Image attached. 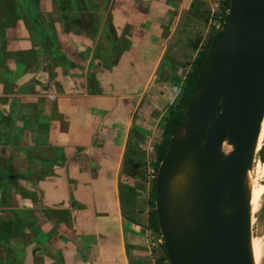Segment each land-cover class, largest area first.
Wrapping results in <instances>:
<instances>
[{"label": "crops", "instance_id": "crops-1", "mask_svg": "<svg viewBox=\"0 0 264 264\" xmlns=\"http://www.w3.org/2000/svg\"><path fill=\"white\" fill-rule=\"evenodd\" d=\"M193 1L0 0V264L148 251L149 198L124 191V166L134 135L149 144L180 101L182 84L164 96L157 81L182 70L169 54Z\"/></svg>", "mask_w": 264, "mask_h": 264}, {"label": "water", "instance_id": "water-1", "mask_svg": "<svg viewBox=\"0 0 264 264\" xmlns=\"http://www.w3.org/2000/svg\"><path fill=\"white\" fill-rule=\"evenodd\" d=\"M226 8L157 173L169 264H255L248 185L264 124V0Z\"/></svg>", "mask_w": 264, "mask_h": 264}, {"label": "rangeland", "instance_id": "rangeland-1", "mask_svg": "<svg viewBox=\"0 0 264 264\" xmlns=\"http://www.w3.org/2000/svg\"><path fill=\"white\" fill-rule=\"evenodd\" d=\"M193 2L191 8L183 12L182 19L180 18L177 22L175 37L171 45L173 53L169 54L182 70L172 68H162L160 70L157 81L159 83L158 92H161L164 96L169 95L171 92L174 93L170 89V85L174 80L178 82L179 86L180 84L183 87L185 86L186 79L183 82L181 78L185 77L188 71L189 66L186 65L193 64L206 47L208 46L209 48L210 44L208 43L210 38L213 35L215 36L222 28L223 9L227 6L225 0H194ZM227 12H225L226 15ZM190 71H192V66ZM180 72L181 74H179ZM182 86L179 88H182L183 92ZM182 92L179 93L178 99L181 98ZM165 103L166 101H164ZM165 127L166 121H164L162 133L156 134L153 141L147 140L148 142L150 141L149 144L146 143V139L140 141L143 138V135L140 133L134 135L132 139L134 154L130 159L128 158L129 162L124 166L122 187L128 195H137L135 199L139 203L148 200L150 195L153 200V186L157 177V166L159 163L158 146L159 143L163 142ZM263 146L264 124L258 144V155L254 165V172L253 174L250 173L249 184L252 208V241H255L258 246L260 256L258 264H264V162L261 161L259 156V152ZM225 150L229 152L231 147L225 145ZM254 200L257 201V206L253 208L252 202ZM147 236L152 245L145 248L148 251L140 255L134 256L133 254V261L137 264H168L165 259V250L162 248L163 239L161 233L156 234L149 231L147 232Z\"/></svg>", "mask_w": 264, "mask_h": 264}, {"label": "trees", "instance_id": "trees-1", "mask_svg": "<svg viewBox=\"0 0 264 264\" xmlns=\"http://www.w3.org/2000/svg\"><path fill=\"white\" fill-rule=\"evenodd\" d=\"M229 2H230V0H225L226 5H228ZM223 10H224V15L222 16V25H223L224 19L226 17L225 12H227L228 9L225 8ZM213 37H214V35L210 38L208 44L211 43ZM207 51H208V46L200 54V57L192 64V71H190L186 77V82H185V86L183 87V92H182V96L180 98V101L168 113L169 117L166 119V127H165V130L163 131L164 139H163V142L159 143V146H158L159 163H161V161H163L164 158L166 157L170 141H171L173 135L176 133L177 128L179 127V125H180V123L184 117L183 114H184L186 107L189 103V100L192 97L193 92L196 88L198 77H199V74L201 72ZM259 156H260L261 161L264 162V147L260 150ZM159 163L157 166V171L159 169ZM3 171H6V170H3ZM5 182H6V179L3 177V175H1V171H0V187H2L1 185ZM153 191H154L153 200H152V197L150 195L149 202H148L150 207H151V210L149 212L150 219H149L148 230L151 231L152 233L160 234L159 224H158V220L156 218L157 212H156V205H155V201H156V180L154 182ZM11 234H12V231H11V228L9 227V225H7L5 223H0V246L5 245L10 240ZM162 248L165 250L164 244H162ZM164 254H165V259H166L167 263L169 264L166 251Z\"/></svg>", "mask_w": 264, "mask_h": 264}, {"label": "bare ground", "instance_id": "bare-ground-1", "mask_svg": "<svg viewBox=\"0 0 264 264\" xmlns=\"http://www.w3.org/2000/svg\"><path fill=\"white\" fill-rule=\"evenodd\" d=\"M249 184H250V174H249ZM256 206H257V201L254 200L252 202V207L254 208ZM252 249H253V256H254L255 264H258L259 263L260 256H259L258 246H257V244H256L255 241H252Z\"/></svg>", "mask_w": 264, "mask_h": 264}, {"label": "built area", "instance_id": "built-area-1", "mask_svg": "<svg viewBox=\"0 0 264 264\" xmlns=\"http://www.w3.org/2000/svg\"><path fill=\"white\" fill-rule=\"evenodd\" d=\"M254 172V171H253Z\"/></svg>", "mask_w": 264, "mask_h": 264}]
</instances>
